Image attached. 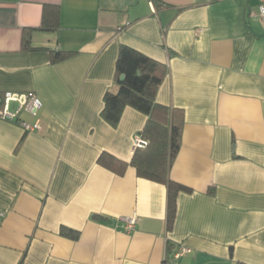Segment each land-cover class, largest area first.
<instances>
[{
  "label": "crops",
  "instance_id": "crops-1",
  "mask_svg": "<svg viewBox=\"0 0 264 264\" xmlns=\"http://www.w3.org/2000/svg\"><path fill=\"white\" fill-rule=\"evenodd\" d=\"M59 5L57 32L37 29ZM264 0H0V97L42 108L0 119V264H264ZM122 46L167 67L157 102L184 112L170 178L181 193L168 231V189L105 169L130 162L147 117H102ZM51 50L76 54L56 65ZM137 215L126 229L125 219ZM97 217V218H96ZM62 228L80 233L78 240ZM189 253L174 259L181 248ZM174 253V254H173Z\"/></svg>",
  "mask_w": 264,
  "mask_h": 264
},
{
  "label": "trees",
  "instance_id": "trees-1",
  "mask_svg": "<svg viewBox=\"0 0 264 264\" xmlns=\"http://www.w3.org/2000/svg\"><path fill=\"white\" fill-rule=\"evenodd\" d=\"M61 14L59 5L46 4L40 27L23 30L22 50L25 52L42 50L43 48L32 46V33L36 30L57 32L61 24ZM75 54L74 51L51 50V64L62 63ZM167 71L166 65L130 47L120 48L116 62V81L119 88L116 92L108 91L105 94L101 114L112 127L119 125L127 107L145 115L147 121L139 133L145 146L134 149L130 162L103 152L99 156L98 163L118 176H124L128 168L132 167L139 178L166 186L168 189L167 227L170 232L176 222L179 195L191 194L192 189L170 178V169L182 147L185 116L182 110L157 102L158 91ZM123 75L125 79L121 81ZM61 235L72 240L80 238V233L68 228H62ZM170 263L171 257H167L163 264Z\"/></svg>",
  "mask_w": 264,
  "mask_h": 264
},
{
  "label": "built area",
  "instance_id": "built-area-1",
  "mask_svg": "<svg viewBox=\"0 0 264 264\" xmlns=\"http://www.w3.org/2000/svg\"><path fill=\"white\" fill-rule=\"evenodd\" d=\"M260 17L264 20V7L260 8ZM42 108V102L34 94H17V93H5L0 97V119L9 122H16L24 131L34 132L41 130L38 123H29L25 120H20V113L25 111L27 113L35 115L38 110ZM143 142L139 135L134 139V147H144ZM126 229L131 231L137 224V215L134 214L125 219ZM190 250L185 247H181L175 254L174 259H179Z\"/></svg>",
  "mask_w": 264,
  "mask_h": 264
},
{
  "label": "water",
  "instance_id": "water-1",
  "mask_svg": "<svg viewBox=\"0 0 264 264\" xmlns=\"http://www.w3.org/2000/svg\"><path fill=\"white\" fill-rule=\"evenodd\" d=\"M125 79V76L123 75L122 77H121V81H123Z\"/></svg>",
  "mask_w": 264,
  "mask_h": 264
}]
</instances>
